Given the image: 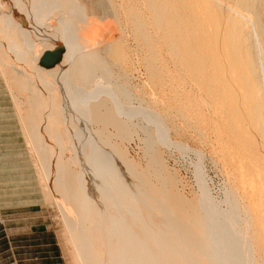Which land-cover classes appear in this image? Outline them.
<instances>
[{"label":"bare ground","instance_id":"6f19581e","mask_svg":"<svg viewBox=\"0 0 264 264\" xmlns=\"http://www.w3.org/2000/svg\"><path fill=\"white\" fill-rule=\"evenodd\" d=\"M235 2L240 8L229 0H0V69L21 85L32 83L40 95H35L40 106L38 101L35 105L45 114L35 118L38 133L45 130L44 117L46 126V118L55 117L59 123H52L56 122L52 140L65 138L81 159L82 172L72 173L66 185L68 195L84 208H72V215L67 211L66 219L80 222L81 212L101 214L107 232L97 229L95 242L110 247V256H98L101 264H165L164 256L167 264H259L258 254L264 257V0ZM7 28L16 31L15 38L11 36L16 44L7 37ZM125 31L135 39L146 67V96L130 86L123 69ZM49 48L61 54L58 60ZM30 53L39 61L24 57ZM13 58L21 62L11 64ZM64 70L67 85L66 77L59 79ZM135 72L140 69L135 67ZM37 81L44 83L42 91ZM77 96L81 110L97 107L98 117L93 119L106 123L115 111L131 114L133 97L141 108L139 120L159 109L185 118L192 113L187 119L195 125L209 126L213 119L231 186L225 194L227 206L212 214L213 204L184 201L163 163L160 183L141 189L147 179L134 161L126 159L128 154L123 156L125 150L103 138L106 133H100L94 146L87 144L78 129ZM95 96L108 97L111 111H102ZM53 97L55 102L49 101ZM46 101L53 110H45ZM77 173L101 180V189L108 187L103 199L85 200L86 184ZM47 185L56 200L49 180ZM210 225L215 230L209 231ZM251 228L257 232L255 240L248 236Z\"/></svg>","mask_w":264,"mask_h":264},{"label":"rangeland","instance_id":"374dc122","mask_svg":"<svg viewBox=\"0 0 264 264\" xmlns=\"http://www.w3.org/2000/svg\"><path fill=\"white\" fill-rule=\"evenodd\" d=\"M229 2L240 8L235 0H229ZM3 22L6 23V20H3ZM0 26L2 27V25ZM8 30L6 31L10 34L7 37L10 39L16 31L11 32L10 29ZM126 34H124L126 60L123 69L126 73H129L127 78L130 86L136 90H144L143 94L146 96L147 90L143 89L145 88L144 83L148 80L146 67L142 61L141 53L136 50L138 46L135 39L129 36L128 32ZM14 38L10 42L16 44L18 41H14ZM0 45H3L2 40ZM48 52L54 59L58 60L60 58L61 54L58 51L49 48ZM135 56L138 57V61H136ZM24 57L34 58L32 53L25 54ZM34 59L39 61L37 58ZM8 60L10 63L11 59ZM14 60L11 64L21 62L19 58ZM22 64L24 63L22 62ZM134 66L136 69H140L139 74L136 73L137 71L135 72ZM37 69L42 72L39 64ZM12 73L15 75L18 71L14 69ZM58 74H62L59 75V79L62 77L60 81H63L66 77L63 82L67 85L66 75L68 74L66 71H60ZM174 75H176L175 72ZM11 80L13 78L3 76L0 69V264H93L95 260L96 263L98 260L97 264H101L98 259L99 255L102 259L103 256H110L108 250L110 247L105 246L109 244L95 242L99 238L96 230L101 229L104 231L107 227V222L99 220V217L100 219L102 217L101 214L98 213L96 217L95 214L88 213L90 216L81 212L82 220L80 222L73 220L74 218L72 220L66 219V217H69V213L70 215L74 213L72 208H84V205L78 199L68 195L70 189L66 185L67 181H70L68 178L73 176L72 173L82 172L79 162L81 159L69 142L66 143L65 138L62 140L59 137L52 140L56 122L54 125L52 123L54 121L59 123L55 117L46 118L48 126H46L44 117L45 130L38 133L36 129L39 121H36L35 118L38 117L39 119V114H45L44 111H39L38 100L41 101V99L38 98H40V95L35 94L32 83L29 86H24L14 79L12 83L15 86H13L10 83ZM37 82L40 91H42L44 83ZM69 85L71 86V84ZM70 89L72 90V88ZM43 96L44 94H41V97ZM95 97L102 102L100 107L102 111H111L108 97ZM135 99L133 97L134 107L131 109V114L124 113L123 109L115 111L111 113L109 122L106 123L101 118L99 120L93 119L98 117L97 107H89L88 111L86 109L81 110V100L77 96L75 105L78 113V129L87 140V144L94 146L98 140H101L100 133H106L103 138H110L112 143L119 145L122 149L120 151L125 150L123 156L125 157L128 154L126 159L128 161L131 159V162L134 161L138 166V170H140L139 172L147 179L148 182L143 184L144 187L141 185V189L146 190L145 187L152 189V182L156 186L160 183V172H163L161 164L163 163L172 179L174 178L175 192L181 193L180 195L184 201L193 200L192 204L196 202V205L197 202L198 205L200 202L213 204L211 206L212 209L214 208L212 214H214L215 208H218V212L221 207L225 208L227 206L225 194H227L226 191L229 188L231 189V186L225 174L224 160L221 164L220 132L213 119L212 124L209 126L197 123L196 127L191 120L190 122L188 120L192 113H190V117L185 118L183 116V118L177 114V111L176 113L174 111L172 116L167 111L159 109L156 114H149L146 111L145 119L139 120L138 113H141V108ZM20 100L22 103L19 102ZM25 101L28 104L27 102L25 104ZM49 101L55 102L54 97L53 99L49 98ZM49 101H46L47 106L44 107L45 110L51 111L54 107ZM147 101V105L150 106L152 101L148 99ZM36 102L39 106L35 105ZM42 104L41 107L43 108ZM58 104L61 110L65 107L62 106L61 101ZM120 106L124 108L125 105L120 103ZM58 107L56 106V108ZM36 110L38 114L34 113ZM207 113L211 116L210 112ZM35 121L38 122L36 125ZM38 135L42 137H38ZM45 138L46 142L44 141ZM103 169L100 170L108 176L111 175L108 170L104 169L103 171ZM96 173L101 175L99 170ZM80 179L86 184L83 190L87 196L84 197L85 200L91 199V197H102L103 199V189L108 190V187L104 186L101 189V180L96 179L94 176L88 178L82 174ZM48 180L56 200L51 196L47 185ZM96 180H98V183ZM129 189L132 188L129 187ZM134 189L136 188L134 187ZM46 191L50 193L48 196ZM90 192H93L94 196ZM64 193H67V196H63ZM193 206L192 211L196 207ZM217 210H215V213H218ZM63 212L67 216H63ZM92 217H94L93 220ZM210 226L208 227L209 231H211L210 229L215 230L213 225ZM109 229L111 230L110 227ZM88 234L89 237H87ZM248 236L254 237L252 238L254 240L257 239V232L254 228H251ZM252 239L251 241H254ZM91 246H94L95 249ZM188 246L186 245L184 249L189 248ZM208 246L211 247V245ZM89 247L94 250L89 249ZM222 250L227 257L229 252L226 251L225 254L224 248ZM163 255L165 254L159 255L160 260H162ZM259 257L264 260L263 254L261 256L258 254L257 260L259 264H264V261L262 263ZM164 258L163 260L167 264ZM202 263L204 262L202 261ZM160 264L164 263L161 262Z\"/></svg>","mask_w":264,"mask_h":264}]
</instances>
